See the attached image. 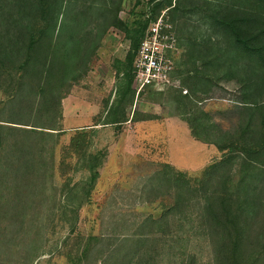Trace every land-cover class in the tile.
Listing matches in <instances>:
<instances>
[{
  "label": "rangeland",
  "instance_id": "rangeland-1",
  "mask_svg": "<svg viewBox=\"0 0 264 264\" xmlns=\"http://www.w3.org/2000/svg\"><path fill=\"white\" fill-rule=\"evenodd\" d=\"M44 1L0 0V42L44 32L27 71L0 66V125L55 129L8 131L32 150L25 168L0 163V264H264V60L236 55L218 24L262 21L264 3L161 8L169 84L137 93L117 70L121 28L163 0ZM60 82L57 117L8 105Z\"/></svg>",
  "mask_w": 264,
  "mask_h": 264
},
{
  "label": "trees",
  "instance_id": "trees-1",
  "mask_svg": "<svg viewBox=\"0 0 264 264\" xmlns=\"http://www.w3.org/2000/svg\"><path fill=\"white\" fill-rule=\"evenodd\" d=\"M154 1V0H153ZM179 0H163L155 3L154 5H146L150 7L149 9V16L146 17V19L141 23L140 21H135L133 24H123V27L121 28L124 32L125 38L129 41L130 49L127 52L123 66L121 68H118V72L128 80V84H131L132 81V62L135 56V52L143 39L144 33L148 27V24L154 22L156 20L155 13L159 11L163 7L170 8L171 10L175 8V6H172L173 2H177ZM259 2H263L264 0H257ZM38 4L42 5L45 3L44 0H38ZM43 12V10H41ZM253 18V19H252ZM240 17V18H233V19H225L221 18L218 22L219 27L222 28V31L224 35H226L230 41V46L234 49L236 55L240 56L241 58L245 60H253V62H256L258 60H264V19L262 21L256 17ZM116 26H120V22H117ZM44 32L38 31V39L35 38L34 34H29L28 36V43L24 47L22 46L20 48H17L15 46L17 43L14 42H0V66H5L6 63L10 64L13 59V57H19L21 58V61H19L18 69L19 70H25L27 71V68L31 65V62L34 58L35 54V47L37 48V43L40 40V34H43ZM24 36V35H23ZM23 41V39H22ZM41 41V40H40ZM24 76H21L18 80H22L19 85H22ZM18 85V86H19ZM63 86V83H54V85H49V87H46L45 89H39L36 93H33V95L29 94L25 97H23L22 90H18L17 92L13 93V96H10V99L8 100V105L13 106L14 104L20 102L19 108L23 109L24 106L27 104V110L29 112L33 107L35 106L36 111L34 110L32 112V115L36 119H41L44 116L50 117V115L55 114L54 116L57 117L58 110H56L57 105L58 108H60V104L58 103V92L60 87ZM127 91H129L128 86L126 88ZM15 94V95H14ZM19 94V95H18ZM31 98L32 102L29 101ZM55 101V102H54ZM35 103H40L39 106L35 105ZM53 102V103H52ZM20 110L15 116L21 115L24 113V115L28 116V111ZM13 114V113H9ZM19 117V116H18ZM52 119V118H51ZM17 126L18 123H14ZM19 125V124H18ZM28 126V125H25ZM51 128H44L40 125H33L27 127V128H18V127H8L7 131L4 129L3 125H0V163L1 160L3 161L4 158L8 159V155L14 157V159H18L22 161V166L25 168L27 165V160H24L28 157L31 153V148L27 147L25 144L17 145V147L11 146L7 142V135L8 131L10 134L12 132L19 133L20 135L24 136H34V135H41L42 137L49 136V133L47 130H55ZM79 139H83L86 135V133H77ZM74 139V138H73ZM77 141V140H76ZM80 146L79 144H77ZM74 148L76 149V144L74 145ZM12 150L10 153L8 151ZM8 153V154H7ZM2 169V167H1ZM1 171V170H0ZM91 172V171H90ZM94 171H92L93 173ZM97 173H93L91 175V180H94ZM177 179L174 181L175 183H182L184 184L183 175L177 174ZM232 259L236 257V254L231 255ZM231 259V258H230ZM231 264L233 262L229 261ZM243 262V261H241ZM236 263V262H235ZM237 264V263H236Z\"/></svg>",
  "mask_w": 264,
  "mask_h": 264
},
{
  "label": "built area",
  "instance_id": "built-area-1",
  "mask_svg": "<svg viewBox=\"0 0 264 264\" xmlns=\"http://www.w3.org/2000/svg\"><path fill=\"white\" fill-rule=\"evenodd\" d=\"M167 29L168 25L161 18L149 24L135 52L132 84L137 93L148 87L163 90L169 84L172 63L166 56L171 48H167L170 46Z\"/></svg>",
  "mask_w": 264,
  "mask_h": 264
},
{
  "label": "bare ground",
  "instance_id": "bare-ground-1",
  "mask_svg": "<svg viewBox=\"0 0 264 264\" xmlns=\"http://www.w3.org/2000/svg\"><path fill=\"white\" fill-rule=\"evenodd\" d=\"M159 15V14H158Z\"/></svg>",
  "mask_w": 264,
  "mask_h": 264
}]
</instances>
